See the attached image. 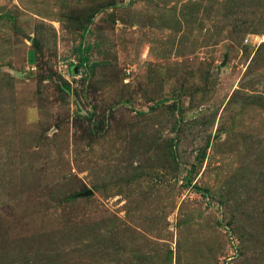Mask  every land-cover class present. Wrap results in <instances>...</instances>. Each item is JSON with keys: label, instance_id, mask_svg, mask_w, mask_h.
I'll list each match as a JSON object with an SVG mask.
<instances>
[{"label": "rangeland", "instance_id": "1", "mask_svg": "<svg viewBox=\"0 0 264 264\" xmlns=\"http://www.w3.org/2000/svg\"><path fill=\"white\" fill-rule=\"evenodd\" d=\"M0 264H264V0H0Z\"/></svg>", "mask_w": 264, "mask_h": 264}, {"label": "trees", "instance_id": "2", "mask_svg": "<svg viewBox=\"0 0 264 264\" xmlns=\"http://www.w3.org/2000/svg\"><path fill=\"white\" fill-rule=\"evenodd\" d=\"M86 61V59L82 60V62L84 63Z\"/></svg>", "mask_w": 264, "mask_h": 264}]
</instances>
